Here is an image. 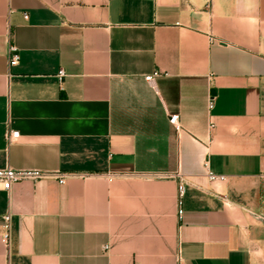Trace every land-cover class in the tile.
<instances>
[{"label": "crops", "instance_id": "crops-1", "mask_svg": "<svg viewBox=\"0 0 264 264\" xmlns=\"http://www.w3.org/2000/svg\"><path fill=\"white\" fill-rule=\"evenodd\" d=\"M4 167L0 264H264V0H0Z\"/></svg>", "mask_w": 264, "mask_h": 264}, {"label": "built area", "instance_id": "built-area-1", "mask_svg": "<svg viewBox=\"0 0 264 264\" xmlns=\"http://www.w3.org/2000/svg\"><path fill=\"white\" fill-rule=\"evenodd\" d=\"M24 17L26 18V15L24 14ZM18 62V54L16 52V47L15 46H9L8 47V64L10 66L17 64ZM64 72L62 69H59L57 72V77L60 80L61 77L63 76ZM157 72H153L151 75H147L144 78L146 80H150V78L153 75H156ZM213 104L212 100L208 101V107H211ZM169 123L171 124H176L177 121V115L176 114H171L168 118ZM18 137V132L17 131H10L5 135V140L7 142L12 141L13 139ZM205 174L206 177L209 180H223L225 179L224 175L221 174H215L211 170L207 168L205 165ZM53 177H56L58 179V182L60 184L65 182V176L64 174L57 172L55 174H52ZM81 176H83L81 174ZM49 177V175L46 172H43L40 169H35V168H21V169H14L11 167H4L0 168V189L2 190H8L13 183L22 181V180H39L42 178ZM178 194L180 195L183 191V184L179 183L178 187ZM8 227H9V214H6L3 216V233H2V239L4 242H7L8 238ZM177 264H182L180 260H178Z\"/></svg>", "mask_w": 264, "mask_h": 264}]
</instances>
